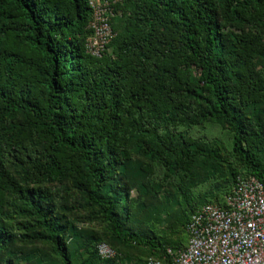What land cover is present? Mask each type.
<instances>
[{
  "label": "trees",
  "instance_id": "obj_1",
  "mask_svg": "<svg viewBox=\"0 0 264 264\" xmlns=\"http://www.w3.org/2000/svg\"><path fill=\"white\" fill-rule=\"evenodd\" d=\"M109 3L114 36L97 58L86 47L89 0H0V264H11L14 217L73 264L58 200L43 183H72L117 245L154 256L185 248L186 230L183 245L165 246L127 225L135 153L170 175L190 172L199 156L217 159L178 135L183 128L221 121L245 175L264 178V0ZM238 176L231 168L233 187ZM101 243L93 256L115 260L101 259Z\"/></svg>",
  "mask_w": 264,
  "mask_h": 264
},
{
  "label": "rangeland",
  "instance_id": "obj_2",
  "mask_svg": "<svg viewBox=\"0 0 264 264\" xmlns=\"http://www.w3.org/2000/svg\"><path fill=\"white\" fill-rule=\"evenodd\" d=\"M177 134L209 145L213 152L217 151L218 157L210 161L199 156L190 172L177 170L170 175L160 161H150L138 153L133 155L135 183L131 192V218L127 225L135 232L156 238L165 246L185 243L186 224L192 210L229 195L226 194L233 188L229 181L231 168L236 169L238 175L246 174L232 156V135L221 121L199 123L183 128ZM39 187L56 195V213L67 226L65 239L73 264H147V258L154 254L142 246L115 244L99 210L90 205L88 198L72 183H43ZM28 225L30 223L23 218L11 220V232L17 243L6 251L4 260L11 264H62L50 244L30 237ZM99 241L112 246L118 257L110 261L95 258L92 250Z\"/></svg>",
  "mask_w": 264,
  "mask_h": 264
},
{
  "label": "built area",
  "instance_id": "obj_3",
  "mask_svg": "<svg viewBox=\"0 0 264 264\" xmlns=\"http://www.w3.org/2000/svg\"><path fill=\"white\" fill-rule=\"evenodd\" d=\"M118 1V0H117ZM93 9L87 51L100 58L113 38L109 2L89 0ZM185 248H166L147 264H264V178L240 175L223 205L206 204L197 209L186 226ZM103 260L116 257L108 244L97 247Z\"/></svg>",
  "mask_w": 264,
  "mask_h": 264
}]
</instances>
